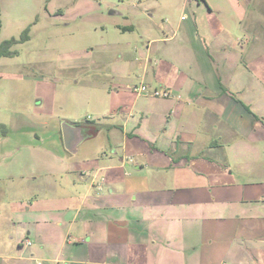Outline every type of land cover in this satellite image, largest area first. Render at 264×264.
Segmentation results:
<instances>
[{
  "label": "crops",
  "instance_id": "obj_1",
  "mask_svg": "<svg viewBox=\"0 0 264 264\" xmlns=\"http://www.w3.org/2000/svg\"><path fill=\"white\" fill-rule=\"evenodd\" d=\"M256 29L245 34L258 40ZM185 40L159 47L151 39L142 82L152 73L171 96L137 94L130 107L121 102L111 109L109 126L124 139L109 141L123 156L104 151L52 172L64 182L39 184L21 202L30 231L23 237L16 230L9 243V233L0 237L2 264H264V181L247 182L236 193L223 186L222 171L212 170L234 158L235 145L260 142L253 135L264 124L235 98L222 73L204 70L201 47ZM161 48L160 64L151 56ZM221 54L226 69L241 64L243 50ZM236 204L242 211L228 214Z\"/></svg>",
  "mask_w": 264,
  "mask_h": 264
},
{
  "label": "rangeland",
  "instance_id": "obj_2",
  "mask_svg": "<svg viewBox=\"0 0 264 264\" xmlns=\"http://www.w3.org/2000/svg\"><path fill=\"white\" fill-rule=\"evenodd\" d=\"M256 16L259 22L251 23ZM0 21V42L17 39L12 54L0 58V237L9 233L7 243L16 230L23 237L30 231L22 224L27 213L21 202L40 191L39 184L44 187L57 177L62 181L52 172L104 151L123 156L109 141L124 139L119 128H110V111L121 102L130 107L138 96L134 86L143 83V60L152 38L159 47L181 44L186 37L187 45L201 47L204 70L222 73L235 98L264 124V0H0ZM252 27L260 39L245 34ZM26 30L28 38L19 40ZM223 49L243 50L237 68L222 66ZM161 50L151 56L160 64ZM187 64L180 62L191 73ZM169 74L162 75L168 80ZM154 76L148 74L147 85L168 88ZM65 121L79 124L90 137L77 153L63 146ZM255 137L264 140V131ZM261 140L235 145L234 158L212 169L225 174L223 186H233L237 193L247 182L264 181ZM240 209L236 204L228 214Z\"/></svg>",
  "mask_w": 264,
  "mask_h": 264
},
{
  "label": "water",
  "instance_id": "obj_3",
  "mask_svg": "<svg viewBox=\"0 0 264 264\" xmlns=\"http://www.w3.org/2000/svg\"><path fill=\"white\" fill-rule=\"evenodd\" d=\"M61 131L64 140V147L71 153H75L78 145L87 138L83 127L69 121L63 123Z\"/></svg>",
  "mask_w": 264,
  "mask_h": 264
},
{
  "label": "built area",
  "instance_id": "obj_4",
  "mask_svg": "<svg viewBox=\"0 0 264 264\" xmlns=\"http://www.w3.org/2000/svg\"><path fill=\"white\" fill-rule=\"evenodd\" d=\"M135 93L138 95H151L153 97L166 98L171 96V88L151 87L147 83L134 86Z\"/></svg>",
  "mask_w": 264,
  "mask_h": 264
},
{
  "label": "trees",
  "instance_id": "obj_5",
  "mask_svg": "<svg viewBox=\"0 0 264 264\" xmlns=\"http://www.w3.org/2000/svg\"><path fill=\"white\" fill-rule=\"evenodd\" d=\"M0 29H1V21H0ZM26 38H28V30H26L22 34V36H21V38L19 40H24ZM16 42H17V39H15V38L6 39V40H3L2 42H0V58L2 56H6V55L10 56L12 54V52H13L11 50V48H12L13 44H15ZM244 105L250 112H252V114L255 117H259L257 114H254V112L251 110V108L248 105H246V104H244ZM94 134H95V132H94Z\"/></svg>",
  "mask_w": 264,
  "mask_h": 264
}]
</instances>
